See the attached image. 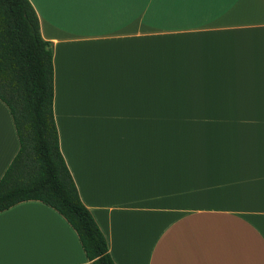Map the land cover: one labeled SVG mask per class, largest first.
<instances>
[{
	"label": "crops",
	"instance_id": "1",
	"mask_svg": "<svg viewBox=\"0 0 264 264\" xmlns=\"http://www.w3.org/2000/svg\"><path fill=\"white\" fill-rule=\"evenodd\" d=\"M59 148L115 264H264V0H29ZM19 142L0 100V179ZM0 264H90L39 201Z\"/></svg>",
	"mask_w": 264,
	"mask_h": 264
},
{
	"label": "trees",
	"instance_id": "2",
	"mask_svg": "<svg viewBox=\"0 0 264 264\" xmlns=\"http://www.w3.org/2000/svg\"><path fill=\"white\" fill-rule=\"evenodd\" d=\"M0 100L10 110L19 142L0 179V212L39 201L70 224L90 264H115L60 152L52 108V47L40 34L29 0H0Z\"/></svg>",
	"mask_w": 264,
	"mask_h": 264
}]
</instances>
